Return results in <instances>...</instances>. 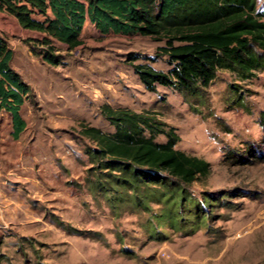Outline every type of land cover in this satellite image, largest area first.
<instances>
[{
    "label": "rangeland",
    "instance_id": "374dc122",
    "mask_svg": "<svg viewBox=\"0 0 264 264\" xmlns=\"http://www.w3.org/2000/svg\"><path fill=\"white\" fill-rule=\"evenodd\" d=\"M256 4L264 12V0ZM0 36L32 94L20 110L29 155L21 165L18 147L0 152L12 159L0 171V264H264V70L242 81L219 70L194 95L147 91L131 64L166 72L161 41L90 27L75 49L56 43L60 63L50 65L34 54L45 49L39 35L1 14ZM103 104L171 128L174 149L205 160L208 174L181 184L160 172L152 183L105 167L82 133L114 132ZM8 125L0 117L2 140ZM27 175L42 180L29 189Z\"/></svg>",
    "mask_w": 264,
    "mask_h": 264
},
{
    "label": "trees",
    "instance_id": "16d2710c",
    "mask_svg": "<svg viewBox=\"0 0 264 264\" xmlns=\"http://www.w3.org/2000/svg\"><path fill=\"white\" fill-rule=\"evenodd\" d=\"M0 11L14 17L22 29L39 35L35 41L45 49L34 54L50 65L60 63L56 43L68 50L82 44L86 20L101 34L161 41L163 46L158 49L166 57V72L146 63L131 64L147 91L157 84L181 95H194L219 70L233 73L239 81L264 70V12L256 0H0ZM12 56V49L0 36V112L9 116L11 137L16 140L26 127L20 108L31 101L32 94L11 67ZM127 58L132 61L137 56ZM100 112L114 132L83 127L82 133L96 145L93 156L106 159L105 167L119 168L135 180L152 183L161 181L160 172L181 184L208 174V163L174 149L177 136L171 128L163 130L154 118L108 104ZM156 134H163L165 141L154 142Z\"/></svg>",
    "mask_w": 264,
    "mask_h": 264
},
{
    "label": "crops",
    "instance_id": "0c3cea01",
    "mask_svg": "<svg viewBox=\"0 0 264 264\" xmlns=\"http://www.w3.org/2000/svg\"><path fill=\"white\" fill-rule=\"evenodd\" d=\"M0 14L3 16V17H6L7 19H9L10 21H13V24H15V26H16V28H19V29H21V30H24V29H22L20 26H19V24L17 23V21L15 20V18L14 17H12V16H10V15H8L7 13H5V12H2V11H0ZM90 27H92V28H94V26L88 21V20H86L85 22H84V24H83V29H82V32H81V35L85 32V29H88V28H90ZM8 28V27H7ZM7 28H4V30L5 31H7ZM14 29H15V27H14ZM24 31H26V32H29V31H27V30H24ZM12 51H14V50H12ZM28 54H29V57H32L33 58V56H32V54L30 53V52H28ZM13 58H14V52H13V56H12V59H11V62L13 61ZM25 60H26V58H25ZM11 62H10V65H11ZM11 67L17 72V73H19L20 74V76L21 77H23V70L22 71H20V70H18V69H16V67L15 66H13V65H11ZM132 74H133V72H132ZM134 75V74H133ZM23 79V78H22ZM137 79V78H136ZM39 99L42 101V99L39 97ZM27 102L28 101H25L24 103H23V105L24 104H27ZM22 105V106H23ZM22 106H21V108H22ZM21 108H20V110H21ZM5 115H7L5 112H0V117H3V116H5ZM20 115H21V113H20ZM8 116V115H7ZM55 125H58L56 122H55ZM4 128V127H3ZM2 126L0 127V152H1V154H2V156L3 155H5L4 157H7V153L5 152V150H7V151H9V149H10V147L11 148H13V147H18V148H16V151L18 150L19 152H18V154H17V157H16V159L14 160L15 161V163H18V160L20 159V164L22 165L23 164V161H22V159H24L25 157H27L29 154H28V152L26 151V150H23L21 147V145H22V136L24 135V133H25V131H26V128H28V126H26L25 127V129L23 130V132L19 135V138L18 139H16V140H14L12 137H11V132H12V126H11V122H10V125H8V130H7V134H8V138H11L10 140H2ZM45 129V128H44ZM50 128H48V130H49ZM2 130V131H1ZM50 132V131H49ZM42 133H43V130H42ZM22 135V136H21ZM21 136V137H20ZM24 144V143H23ZM10 146V147H9ZM32 147H34V146H32ZM14 148V149H15ZM6 153V154H5ZM12 153V152H11ZM2 156L0 155V171H4V170H6V171H10L11 170V168H7V169H4V168H6V167H9L8 165L6 166L5 164H6V162H8V163H11L12 161V159H8L7 161L5 160V158L3 159L2 158ZM2 158V159H1ZM4 167V168H3ZM22 167V166H21ZM0 176H1V172H0ZM23 178V180H24V182H21L22 184H23V187H25V184L27 183L28 184V186H29V189H31V188H33V181H38L39 179H41V178H37V177H34V179H33V177H31L30 175H27V176H25V177H22ZM42 180V179H41Z\"/></svg>",
    "mask_w": 264,
    "mask_h": 264
}]
</instances>
